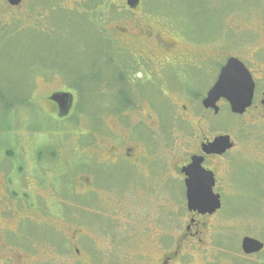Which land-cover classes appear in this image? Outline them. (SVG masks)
I'll return each instance as SVG.
<instances>
[{
  "label": "rangeland",
  "instance_id": "rangeland-1",
  "mask_svg": "<svg viewBox=\"0 0 264 264\" xmlns=\"http://www.w3.org/2000/svg\"><path fill=\"white\" fill-rule=\"evenodd\" d=\"M106 2L122 4L124 0ZM145 3L160 9L175 3L177 11L166 9L169 15L160 12L162 16L157 17L172 21L177 18L179 21L175 24L195 39L196 66L184 69L189 88L185 93L206 94L208 83L222 61L220 57L209 58L212 55L208 52V38L219 39V33L231 26L232 18L238 22L236 14L241 13V1L145 0ZM72 6L73 0H27L22 8L14 10L6 0H0V168L4 172L0 173V199L3 200L0 202V264H150L156 255L159 235L153 231L151 220L149 224L142 220L146 212L155 209H149L151 204L145 198L120 192L125 189L119 185L123 175L108 177L106 181L114 187L105 185L98 195L79 196L85 178L98 183V171L91 163L82 167L77 164V150L83 152L92 147L93 137L87 133H92L98 125L96 115L92 114L101 109L98 116L102 127L117 131L115 119L104 110L105 106L112 110L117 105L111 97L106 96L104 104L102 98L92 94L98 78L95 81L91 74L98 66L102 51L99 44L94 48L92 25L70 21L72 17L68 14L75 13L70 12ZM154 10L156 13L159 9ZM170 29L176 31L177 27ZM171 30L169 33L176 34ZM177 75L183 77L181 72ZM69 89L79 102L71 119L59 122L49 118L44 107H38V101ZM175 94L170 95L174 98L172 104L164 102L162 106L169 120L173 113L178 116L187 103L180 93ZM236 123L224 115L211 130L236 136ZM258 131L252 128L246 135L254 136ZM100 142L105 146L108 138L102 136ZM254 148V140L241 147L244 161L237 178L241 196L231 202L229 211L243 215L228 225L241 228L247 236L251 234L264 240V208L255 214L246 211L263 192L260 179L252 175ZM41 149L44 150L40 161L36 155ZM49 151L53 152L51 159ZM55 151L59 155H54ZM7 152L15 154L11 156ZM6 172H9L7 177ZM6 190L16 197L2 199ZM219 221L215 220V231L221 227ZM148 226L150 233H142L143 227ZM213 235L208 236L210 244ZM232 235L229 249H218L212 244L208 258L196 256L195 260L179 264H206V261L208 264H264V255L257 260L243 259Z\"/></svg>",
  "mask_w": 264,
  "mask_h": 264
},
{
  "label": "flooded vegetation",
  "instance_id": "flooded-vegetation-1",
  "mask_svg": "<svg viewBox=\"0 0 264 264\" xmlns=\"http://www.w3.org/2000/svg\"><path fill=\"white\" fill-rule=\"evenodd\" d=\"M26 1L22 0L19 6L14 7L6 0L14 10L22 8ZM240 1L241 13L236 14L238 22L232 18L231 26L219 33V39L208 38V52L212 55L209 58L220 57L222 61L218 63L219 67L208 83L206 94L202 95L185 93L189 88L186 81L188 74L184 69L196 66V51L193 50L195 39L175 24L179 21L177 18V21L159 18L162 16L160 12L164 14L166 9L177 11L175 3L166 4V8L160 9L145 3V0H139L134 7L129 5L130 0H124L122 4L106 0H73L70 12L75 13H71L72 16L68 14L72 17L70 21L95 28L94 48L99 44L102 52L98 66L94 69L93 77L95 81L98 78V81L94 83L92 94L102 98L104 104L106 96L111 97L117 105L112 110L106 106L104 108L115 119L117 131L107 129L105 125L102 127L101 117L98 116L101 109L92 114L96 115L98 122L94 131L87 133L93 137L92 147L83 152L77 150V164L83 166L91 163L98 171V183L94 184L85 178L79 196L98 195L101 188H106L105 185L114 187L106 181L108 177L123 175L124 179L119 185L125 189L120 192L130 197L145 198L151 204L149 209H155L146 212L142 220L148 224L151 220L153 231L159 235L156 255L150 264H179L195 260L196 256L208 258L212 244L218 249H229L232 234L236 249L240 248L244 255L243 259L257 260L264 255V240L251 234L247 236L241 228L233 229L228 225L235 217L243 215L231 214L229 210L231 202L241 196L237 180L241 175L240 164L244 161L241 147L244 148L251 140L255 141L254 154L251 156L252 175L260 179L259 186L263 192L255 205L246 208V211L255 214L264 208L261 206L264 203V0ZM154 9L159 10L155 13ZM132 22L138 25L134 26ZM122 24H127V27ZM169 27H177L176 31L170 29L176 34L169 33ZM231 59L242 63L251 76L254 84L251 104L242 113H235L229 99L233 96L228 93V96H222L208 109L205 108V99L209 97L222 70ZM180 72L182 78L177 75ZM174 74L175 78L172 77ZM242 81L239 74L231 75L226 85L239 90ZM62 93L66 92H54L44 101H38V107H44L49 118L59 122L71 119L77 109L75 105L79 103L73 94L69 113H63L62 100H53L55 95ZM175 93H180L187 103L178 116L173 113L172 120H169L162 106L167 102L172 104L174 98L170 95ZM173 104L178 106V102ZM224 115L236 120V136L229 132L211 130ZM249 123L251 126H248ZM201 126L204 128L200 129ZM252 128L259 131L254 132V136L246 135ZM102 136L108 138L105 146L100 142ZM221 137L230 139L229 148H213L212 145ZM42 150L37 152V160H42ZM7 154L12 156L15 153ZM47 154L51 159L53 152ZM56 154L59 155L57 151ZM0 171L4 173L1 168ZM8 174L6 172L5 177ZM94 185L96 187H92ZM3 197L11 200L16 196L6 190ZM214 197H218L220 208L210 213L208 201ZM0 202L3 200L0 199ZM216 219H220L222 224L215 231ZM143 229L142 233H150L149 226ZM209 235H213L211 244L208 241ZM246 238L260 242L263 249L246 254L243 251ZM76 252L80 254V250Z\"/></svg>",
  "mask_w": 264,
  "mask_h": 264
},
{
  "label": "water",
  "instance_id": "water-1",
  "mask_svg": "<svg viewBox=\"0 0 264 264\" xmlns=\"http://www.w3.org/2000/svg\"><path fill=\"white\" fill-rule=\"evenodd\" d=\"M11 6L17 7L21 4L22 0H7ZM139 0H130V6H137ZM240 75L242 78V87L238 90L236 87L230 86L227 87L226 83L231 75ZM231 85V84H230ZM253 89L254 84L251 79L250 74L246 70V68L236 59H231L228 62V65L222 70L220 78L216 86L209 93V97L204 101V107L208 109L210 105L212 106L215 101H217L222 96H228V93L233 96V98H229L233 111L235 113H242L246 108L249 107L253 97ZM53 100H62V110L63 113L71 109L73 96L68 93H62L55 95ZM213 148H221L227 149L230 147V139L228 137H221L217 139ZM215 199L208 201V212L212 213L220 208V202L218 201V197H214ZM204 204V203H203ZM263 249V245L250 238H246L243 242V251L246 254H253L255 252H259Z\"/></svg>",
  "mask_w": 264,
  "mask_h": 264
},
{
  "label": "trees",
  "instance_id": "trees-1",
  "mask_svg": "<svg viewBox=\"0 0 264 264\" xmlns=\"http://www.w3.org/2000/svg\"><path fill=\"white\" fill-rule=\"evenodd\" d=\"M84 18H88V16H85ZM91 75H92L91 77H93L94 76V72ZM5 104H6V102H5Z\"/></svg>",
  "mask_w": 264,
  "mask_h": 264
}]
</instances>
